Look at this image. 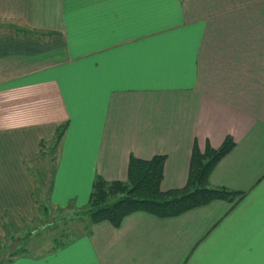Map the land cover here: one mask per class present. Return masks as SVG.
<instances>
[{"label": "crops", "instance_id": "0c3cea01", "mask_svg": "<svg viewBox=\"0 0 264 264\" xmlns=\"http://www.w3.org/2000/svg\"><path fill=\"white\" fill-rule=\"evenodd\" d=\"M11 20L37 33L0 28V218L33 219L25 165L65 120L54 206H83L97 175L125 180L131 155L163 154L161 188L182 187L194 142L227 135L209 183L245 194L88 224L3 264H264V0H0Z\"/></svg>", "mask_w": 264, "mask_h": 264}, {"label": "trees", "instance_id": "16d2710c", "mask_svg": "<svg viewBox=\"0 0 264 264\" xmlns=\"http://www.w3.org/2000/svg\"><path fill=\"white\" fill-rule=\"evenodd\" d=\"M2 27L24 34L35 32L21 25L18 20H11L8 24L0 21V28ZM67 126V120L57 124L52 140L40 141L39 159L25 165L34 183V217L31 221L23 219L21 227L12 224L8 213L0 218L7 235L5 241L0 240V254L15 248V251L0 260V264L8 263L20 254H37L23 250L24 246L29 245L30 238L35 241L33 237L36 234H50L56 231L62 221L68 224L67 220L86 217L88 220L85 222V230H88L89 225L100 221H108L118 227L126 215L135 211H144L157 217L176 216L212 200L233 201L245 194L209 183V175L214 166L235 145L232 136L227 135L217 148L206 143L205 148L201 150L194 142L187 180L182 187L167 190L161 188L163 154L154 155L149 159L131 155L125 180H107L97 175L93 179L89 198L83 206L75 207L73 199H70L65 207L54 206L51 203V192ZM55 227L56 230H51ZM25 234L27 237H24ZM62 235L61 232L49 239L51 246L38 254L54 252L64 247L67 240L63 239ZM18 247L21 251L17 250Z\"/></svg>", "mask_w": 264, "mask_h": 264}, {"label": "rangeland", "instance_id": "374dc122", "mask_svg": "<svg viewBox=\"0 0 264 264\" xmlns=\"http://www.w3.org/2000/svg\"><path fill=\"white\" fill-rule=\"evenodd\" d=\"M44 21H46V19ZM87 220L88 219L86 217L81 218V219L76 218L72 222L67 220L69 222L68 224H66V221L64 223L62 221L59 225V228H57V230H56V227H55V229H51V230H56V231L50 232V234L49 233H47V234L46 233L45 234H42V233L36 234L33 237L35 241H31L32 238H30L29 245L24 246L23 250L27 249L31 253H39L41 251H44L51 246V241L49 239H51L52 237H54L56 235H59V233H61V232L63 234L62 237H64L63 239H65V240L73 239L76 235L81 234L83 232L88 233V230H85V228H84L85 222ZM52 226H53V224H52ZM1 227L4 230V233L2 234V236H0V240L5 241L7 239L6 230L2 224H1ZM24 237H27V234H25ZM21 246H22V243H21ZM17 250H19V247ZM13 251H15V248H12L11 250L0 254V260H2L5 256H7L8 253H11ZM19 251H21V250H19Z\"/></svg>", "mask_w": 264, "mask_h": 264}]
</instances>
